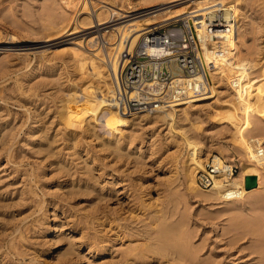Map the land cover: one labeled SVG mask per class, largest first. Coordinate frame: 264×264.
Listing matches in <instances>:
<instances>
[{"label": "rangeland", "instance_id": "obj_1", "mask_svg": "<svg viewBox=\"0 0 264 264\" xmlns=\"http://www.w3.org/2000/svg\"><path fill=\"white\" fill-rule=\"evenodd\" d=\"M93 1L95 9L111 6L109 0ZM113 1L125 17L99 30L81 27L51 39L34 33L39 31L46 0H0V264H171L172 259L150 252L134 256L127 248L139 243L138 252L153 241L149 235L153 215L168 213L174 218L169 221H177L184 210L187 228L193 231V249L201 250L196 261L184 259L185 264H264V224L251 220L264 216V201L245 209L243 217L249 221L239 224L215 203L187 193L181 171L184 133L136 118L130 128L135 140L129 155L116 158L112 149L104 151L100 139L70 134L60 125V97L80 77L70 53L56 51L79 42L91 48V37L115 26L198 0ZM263 1L245 2L244 26L246 44L264 53ZM95 9L91 5L93 13ZM205 121L207 139L219 143L228 139ZM181 126L191 130L192 122L183 120Z\"/></svg>", "mask_w": 264, "mask_h": 264}, {"label": "bare ground", "instance_id": "obj_2", "mask_svg": "<svg viewBox=\"0 0 264 264\" xmlns=\"http://www.w3.org/2000/svg\"><path fill=\"white\" fill-rule=\"evenodd\" d=\"M46 1L47 5L41 15L42 22L39 24V31H34V33L39 34L40 32L44 37L51 39L58 35L73 34L79 31L81 27L99 30L100 26L126 16L121 12L122 8L113 0L108 2L111 6L99 7L98 9H95L93 0ZM148 1L151 3L175 2V0ZM246 1L198 0L192 5L170 9L160 15L155 14L151 17L115 26L91 37V48L84 47L79 42L56 51L58 53L60 51L70 53L73 62H75V69H73L77 71L80 77V79L78 78L79 82H71L67 89H64L65 93L61 94L60 125L67 129L66 131L70 134L88 133L94 139L95 137L100 139L106 149L101 147L104 151L112 149L113 154L116 152V155L120 156L125 153L129 155L135 140L134 133L130 131V128L133 127L136 118L160 122L170 126V129L175 128V130L184 133L186 140L184 142L186 154L183 155L181 171L187 185V193L199 199L203 198L207 202L215 203L221 212L230 214L233 221L239 224L242 222L247 224L249 218L243 217V211L257 202L264 201V193L262 192L264 187V53L261 52V49L255 51L252 46L246 44L244 26ZM90 4L95 9L94 13ZM218 18L222 20V25L221 23L218 25L224 29L219 27L214 30L212 38L207 34V27ZM180 19L189 22L191 28L196 27L205 35L200 49V55L207 68V78L203 91L198 94H190L183 100L173 101L150 111H138L129 107L127 102L123 104L117 96V81L122 88V94H125L120 80L121 72L128 63L126 57L129 58L136 51L147 34L157 33L162 26ZM227 26L230 27V31L226 30ZM155 45H150L149 50H154V47H157ZM0 76H2L1 73ZM50 79L45 80L50 82ZM55 80L57 81V78ZM127 94L129 97L130 92ZM204 114H206L205 117ZM207 119L213 123L220 135L228 136V139L223 141L224 143L215 142L216 140L213 139L209 140L203 134L205 128L203 125ZM183 120L192 122L191 130L182 128L181 122ZM139 126L141 127V125ZM129 131L131 133L127 135L126 133ZM261 150L262 154L259 155L258 152ZM127 155H125V159L126 157L129 158ZM213 155H215L216 160L222 159L237 166L238 173L233 179L219 174L215 177V183L211 188H204L198 181L199 174ZM135 158L137 157L135 156ZM135 160L137 162V159ZM89 167L93 170L90 165ZM67 169L62 171H67ZM70 172L68 171L69 174ZM84 174L88 175L87 173ZM247 176L257 178L255 187H246ZM226 181H230V183L227 184ZM228 187L241 188V192L235 198H228L224 193ZM84 192L88 195L89 190L88 193L85 190ZM91 194L94 193L91 192ZM178 205L180 207V203ZM177 211L179 212V210ZM184 211L177 221H169V219L174 218H168V213L153 215L154 225L149 224L150 227L152 225L153 227L151 231L149 230L150 232L148 231L153 241L148 243V240L146 247L138 252L136 251L140 247L139 243L135 246L129 245L128 248L126 247L127 252L135 254L134 256H145L150 252L159 255L162 259H172V262L169 261L171 264H181V262L185 264V260L196 261V256H198L196 254L200 249H196L197 253L193 249L191 242L193 231L190 232L187 228L188 218L186 215L188 214L185 215ZM173 215L176 214L172 213ZM251 220H257V222L264 224V216L252 217ZM54 242L56 243L55 240ZM262 252L264 255V247Z\"/></svg>", "mask_w": 264, "mask_h": 264}, {"label": "built area", "instance_id": "obj_3", "mask_svg": "<svg viewBox=\"0 0 264 264\" xmlns=\"http://www.w3.org/2000/svg\"><path fill=\"white\" fill-rule=\"evenodd\" d=\"M221 21L218 18L208 25L209 36L212 37L213 31L220 27L218 23ZM226 30L230 31V27L227 26ZM204 39L205 35L196 27L191 28L184 19L162 26L157 33L147 34L136 51L126 57L128 63L120 80L125 94L117 81L119 100L135 110L150 111L183 100L190 94L201 93L207 78V68L200 55ZM154 44L157 47L149 50ZM127 92H130L129 97ZM258 153L261 155L262 150ZM237 173V166L222 159L216 160L213 155L200 172L198 181L202 187L211 188L219 174L233 179ZM240 192L241 188L234 187L224 191L228 198H235Z\"/></svg>", "mask_w": 264, "mask_h": 264}, {"label": "water", "instance_id": "obj_4", "mask_svg": "<svg viewBox=\"0 0 264 264\" xmlns=\"http://www.w3.org/2000/svg\"><path fill=\"white\" fill-rule=\"evenodd\" d=\"M257 185V178L255 176H247L246 187L253 188Z\"/></svg>", "mask_w": 264, "mask_h": 264}]
</instances>
